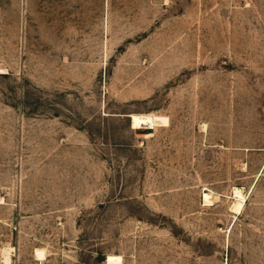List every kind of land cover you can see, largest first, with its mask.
I'll return each instance as SVG.
<instances>
[{"label": "rangeland", "instance_id": "374dc122", "mask_svg": "<svg viewBox=\"0 0 264 264\" xmlns=\"http://www.w3.org/2000/svg\"><path fill=\"white\" fill-rule=\"evenodd\" d=\"M4 250L264 264V0H0Z\"/></svg>", "mask_w": 264, "mask_h": 264}, {"label": "bare ground", "instance_id": "6f19581e", "mask_svg": "<svg viewBox=\"0 0 264 264\" xmlns=\"http://www.w3.org/2000/svg\"><path fill=\"white\" fill-rule=\"evenodd\" d=\"M210 195L208 193L202 194V202H203V204L207 205V204H210L211 203V200H210L211 196ZM213 198H216V197H212L211 199H213ZM229 198H230V200L232 202L231 205L229 206V209H231L233 211L234 215L235 214H238L240 212L241 208H243L242 206L245 204L244 203V201H245V195L241 194V192L239 191V189L234 188L233 191H232V193L230 194ZM2 252L3 253H2V258L1 259L6 264L10 260L9 259L10 256H8V254L10 252H9V250H8L9 253L7 252V250H4ZM43 258H44V254H43L42 249H35L34 250V259L35 260H39L41 262V260Z\"/></svg>", "mask_w": 264, "mask_h": 264}]
</instances>
